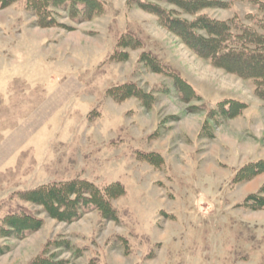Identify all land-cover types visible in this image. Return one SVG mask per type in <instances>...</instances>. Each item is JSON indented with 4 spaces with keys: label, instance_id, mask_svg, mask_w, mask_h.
<instances>
[{
    "label": "rangeland",
    "instance_id": "374dc122",
    "mask_svg": "<svg viewBox=\"0 0 264 264\" xmlns=\"http://www.w3.org/2000/svg\"><path fill=\"white\" fill-rule=\"evenodd\" d=\"M100 1V17L77 24L60 12L65 27L55 28L39 27L26 0L0 5V233L15 214L43 221L22 240L0 234V264H264V209L240 206L264 187V174L233 183L243 166L264 160L254 81L197 56L134 0ZM218 1L225 6L201 13L253 28L261 18L252 3ZM126 34L137 50L117 47ZM117 52L128 60L113 59ZM144 52L188 82L193 97L183 101L173 80L140 64ZM125 84L150 94L149 107L109 96ZM233 100L246 108L212 121L209 137L208 113ZM151 153L160 165L141 160ZM76 179L120 183L119 221L90 211L60 222L19 195Z\"/></svg>",
    "mask_w": 264,
    "mask_h": 264
},
{
    "label": "trees",
    "instance_id": "16d2710c",
    "mask_svg": "<svg viewBox=\"0 0 264 264\" xmlns=\"http://www.w3.org/2000/svg\"><path fill=\"white\" fill-rule=\"evenodd\" d=\"M20 0H0L1 7L5 8ZM134 0L143 11L153 14L160 26L178 37L192 52L200 58L210 62L213 66L224 69L245 80L255 83V94L264 101V0H240L257 6L261 18L255 21V26H243L237 19L220 21L210 18L201 12L206 9L224 7L222 1L214 0ZM163 5L173 7L168 10ZM26 9L37 18V25L41 28L65 27L58 22L60 12L67 14L70 20L80 24L91 21L104 14L105 5L100 0H26ZM182 15L193 17V20L183 18ZM249 17H253L249 15ZM67 28V27H66ZM73 29V27L68 28ZM140 41L132 35L121 36L117 47L123 50L139 48ZM128 60L127 52H117L112 58ZM139 63L148 70L163 74L174 82V87L183 101L193 97L194 89L175 71L163 66L151 53L144 52ZM109 96L115 100L139 99L145 107L153 101L150 94L134 84H125L110 89ZM246 104L236 100L219 103L217 109L210 111L205 120L204 130L213 137L212 121L220 123V118H233L242 113ZM203 130V131H204ZM203 133V132H202ZM141 160L158 166L162 162L159 154H139ZM264 174V160L251 162L239 169L233 183L239 184L250 181ZM25 202L42 206L48 215L60 222L73 223L80 220L84 214L97 211L108 221L118 222V212L112 201L125 195V188L120 183H113L100 187L86 179L43 185L33 190L19 193ZM252 210L264 209V187L255 193L249 194L240 205ZM43 221L28 214L21 213L7 217L5 228L1 236L15 239H24L29 233L37 232ZM0 254L2 250L0 249ZM32 264H60L49 259H40Z\"/></svg>",
    "mask_w": 264,
    "mask_h": 264
}]
</instances>
